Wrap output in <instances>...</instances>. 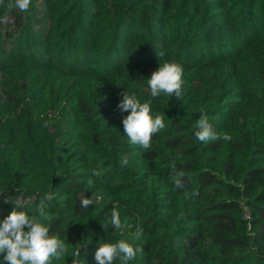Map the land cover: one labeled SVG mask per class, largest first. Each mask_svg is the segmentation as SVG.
<instances>
[{"label":"trees","instance_id":"1","mask_svg":"<svg viewBox=\"0 0 264 264\" xmlns=\"http://www.w3.org/2000/svg\"><path fill=\"white\" fill-rule=\"evenodd\" d=\"M9 3L0 0V221L38 216L51 192L42 222L68 249L53 264H72L77 249L78 264H97L100 244L120 240L143 248L129 264H264V0ZM172 60L182 98L151 97L148 78ZM125 92L165 115L148 150L124 134ZM201 112L231 141H199ZM83 195L99 200L83 208ZM114 206L123 227L105 232Z\"/></svg>","mask_w":264,"mask_h":264},{"label":"clouds","instance_id":"2","mask_svg":"<svg viewBox=\"0 0 264 264\" xmlns=\"http://www.w3.org/2000/svg\"><path fill=\"white\" fill-rule=\"evenodd\" d=\"M31 0H14L9 3L8 7L17 8L20 11L29 9ZM7 20V17L4 18ZM2 22V21H0ZM138 49V48H137ZM136 49V50H137ZM160 56L163 53H159ZM184 69L181 64L172 61H164L160 63L157 70L153 71L148 78V86L151 97L155 98L164 94L168 97H175L178 101L182 98ZM120 112L128 113L124 116L122 123L124 126V134L129 138L130 143L139 146L142 150L151 148L152 138L165 128L164 114L152 115L151 101L141 103L135 96L129 95L127 92L123 94V99L117 105ZM198 131L195 132L196 138L201 142L216 141L223 139L231 141L232 136L229 133H217L213 126L209 123L208 116L201 112L197 120ZM129 163V157L122 155L120 159L121 167H126ZM175 170V164L172 165ZM102 173L93 170V176L100 178ZM183 172H179L173 177V183L176 188L183 187ZM94 181L88 180V187L92 188ZM185 198L195 197L197 192L184 193ZM55 199L53 193H45L43 199L38 205V216H29L24 211L13 210L7 217L0 221V255L3 256L5 264H53V260H61L67 253V245L64 240L56 235L50 234V228L46 226L42 220H47L48 215L45 211L47 202ZM99 200L97 196L95 200L93 196L86 198L83 195L80 200V206L88 208ZM104 231L107 232L109 226L119 230L123 227L120 212L114 206L111 210L110 217L101 223ZM143 233V228L139 224L133 233V240H139ZM143 255V248L133 246V244L120 240L115 244L103 243L95 252V260L97 264H113L114 260L119 258L123 264H129L137 255ZM80 249L72 253V264H78ZM155 264V261H154Z\"/></svg>","mask_w":264,"mask_h":264}]
</instances>
